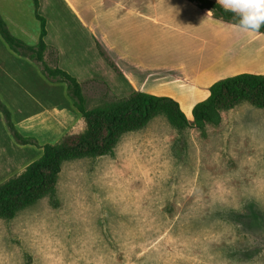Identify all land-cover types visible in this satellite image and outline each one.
I'll return each mask as SVG.
<instances>
[{
	"label": "rangeland",
	"instance_id": "obj_1",
	"mask_svg": "<svg viewBox=\"0 0 264 264\" xmlns=\"http://www.w3.org/2000/svg\"><path fill=\"white\" fill-rule=\"evenodd\" d=\"M40 13L51 22L52 44L55 13L45 5ZM7 15L11 29H25L15 35L36 45L33 5ZM70 30L56 43L88 109L127 97L121 73ZM45 61L57 66L58 50L49 46ZM0 64V100L21 135L42 146L84 130L63 85L53 92L47 81L56 82L1 36ZM42 153L20 145L0 112V184ZM0 264H264V109L242 103L204 131L178 132L158 116L125 134L112 154L67 162L53 196L0 219Z\"/></svg>",
	"mask_w": 264,
	"mask_h": 264
},
{
	"label": "crops",
	"instance_id": "obj_2",
	"mask_svg": "<svg viewBox=\"0 0 264 264\" xmlns=\"http://www.w3.org/2000/svg\"><path fill=\"white\" fill-rule=\"evenodd\" d=\"M22 4L33 1L1 0L0 15L23 38L25 29H11L13 22L7 20L8 12ZM44 5L55 13L56 40L76 27L97 50L98 44L102 47L131 92L173 98L189 120L215 82L243 73L264 74V33L241 31L189 0H40L39 12ZM46 19V42L58 50L63 69V49L56 40L48 43L51 22ZM47 83L53 92L63 85V99L68 97L66 84Z\"/></svg>",
	"mask_w": 264,
	"mask_h": 264
},
{
	"label": "trees",
	"instance_id": "obj_3",
	"mask_svg": "<svg viewBox=\"0 0 264 264\" xmlns=\"http://www.w3.org/2000/svg\"><path fill=\"white\" fill-rule=\"evenodd\" d=\"M34 15L40 24L39 40L32 46L16 37L0 15V36L15 54L40 65L45 78L67 86V95L81 115L85 127L80 133L64 135L56 143L38 144L34 137H25L16 129L8 107L0 100V112L12 137L26 146H39L43 153L24 171L0 184V219H14L21 211L45 197L53 196L67 162L85 158H99L114 152L122 137L146 127L154 118L165 117L178 132L187 129L204 131L207 126H218L223 114L242 103L264 109V74L243 73L215 82L210 87V96L197 103L193 119L189 120L180 104L173 98L133 91L127 97L107 105L88 109L81 82L59 67L49 66L45 54L47 19L40 14V0H32ZM200 9H208L216 17L238 24V17L226 12L211 0H189ZM258 33H264L262 27ZM100 54L110 59L102 47ZM112 64V63H111ZM113 66V64H112Z\"/></svg>",
	"mask_w": 264,
	"mask_h": 264
},
{
	"label": "clouds",
	"instance_id": "obj_4",
	"mask_svg": "<svg viewBox=\"0 0 264 264\" xmlns=\"http://www.w3.org/2000/svg\"><path fill=\"white\" fill-rule=\"evenodd\" d=\"M217 3L238 17L239 30L258 32L264 27V0H217Z\"/></svg>",
	"mask_w": 264,
	"mask_h": 264
}]
</instances>
